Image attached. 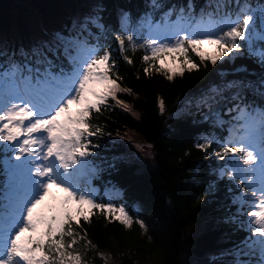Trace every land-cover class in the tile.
<instances>
[{"label":"snow or ice","instance_id":"snow-or-ice-1","mask_svg":"<svg viewBox=\"0 0 264 264\" xmlns=\"http://www.w3.org/2000/svg\"><path fill=\"white\" fill-rule=\"evenodd\" d=\"M149 6L153 11L145 12L134 25L130 13L120 11V29L113 34L127 63L132 60L126 55L125 32L130 33L126 39L132 52L151 50V55L143 56L146 63L175 51L192 71L198 65L188 56L191 49L201 62L210 60L213 65L222 57L230 61L247 57L258 65V71L247 65L234 68V74L241 75L230 80L221 72L220 82L197 98L195 112L189 102L174 116H193L213 127L228 125L227 138L202 133L195 144L206 155L221 160L227 157L223 166L210 170L209 175L216 178L209 180L206 192L218 190L225 176L230 182L239 181L228 188L237 212L224 222L237 225L238 230L247 227L248 232L234 247L213 257L214 264H264V2L205 0L197 12L193 0H188L185 6L168 7L159 20L154 19L155 11L167 5L163 0H151ZM104 11L105 5L96 2L87 11L67 14L59 24L37 18L32 23L39 32L26 40L16 33H0V142H4L0 152L5 157L0 163L6 177L0 182V264H89L85 257L97 246L86 232L81 235L74 229V224L79 228L80 217L89 221L92 210L97 209L105 215L119 213L115 219L126 227L133 223L123 204L114 206L121 189L115 185L106 188L103 199L107 202L98 203L101 198L96 189L80 183L86 172L98 171L89 138L102 135L103 128L90 123L91 112L99 113V106L106 105L109 97L132 112L129 104L117 98V93L131 95L132 90L121 87L117 83L121 78L112 71L116 62L110 56L112 49L104 43L112 29L104 22ZM145 33L148 38L138 43ZM205 41L217 45L216 55L208 57L200 50L198 46ZM162 70L163 65L156 69ZM143 71L148 74L149 68ZM169 72L165 75L172 81L176 73ZM179 73L183 76V68ZM72 105H76L74 112ZM158 107L161 114L166 111L163 99L158 98ZM225 107L229 114L235 113L230 120L223 118ZM135 147L146 159L154 155L152 144L136 142ZM13 152L14 157L9 155ZM134 159L144 163L135 154L121 153L112 156V163L106 166L116 171L118 163L129 164ZM52 185L66 195L56 205L38 207ZM73 203L79 205L75 215ZM135 222L147 231L143 220ZM79 240L84 241L82 250L74 247ZM95 254L105 264L111 259V253Z\"/></svg>","mask_w":264,"mask_h":264},{"label":"trees","instance_id":"trees-1","mask_svg":"<svg viewBox=\"0 0 264 264\" xmlns=\"http://www.w3.org/2000/svg\"><path fill=\"white\" fill-rule=\"evenodd\" d=\"M96 2L105 5L102 13L104 22L109 23L107 25L112 29V33L104 41L112 49L110 56L116 62L112 71L121 78L117 81L121 87L132 90L131 95L117 93V98L129 104L132 112L137 115L133 116L132 112L116 105L111 97L107 99L106 105L99 106V113L91 112L90 123L101 126L103 134L89 138V151L98 171L86 174L89 181L101 189H111L112 185L121 189L120 196H116L113 201L128 209L133 223L130 228L126 227L100 210L93 209L89 221L80 217L79 228L75 224L73 227L81 235L86 232L87 238L97 246L95 250L88 252L92 258L99 259L95 264L103 263V259L95 254L97 251L111 253L108 264H147L150 259L154 264H184L185 261L207 264L200 258L234 247L236 242L248 235L247 227L238 230L237 225L224 222L237 212L238 206L232 204V193L228 188L239 183L230 182L225 176L220 181L218 190L206 192L209 180L216 178L209 175L210 170L219 168L222 162L218 156L206 155L195 144L202 133L214 132L220 137L219 129L208 122L199 123L193 116L175 118L174 114L182 99L217 83L221 72H233L240 65H247L250 70L258 71V65L247 57H237L235 61L223 57L213 65L210 60L201 62L189 49L188 56L198 68L183 70V76L176 73L173 80L169 81L165 71H156L157 59L147 63L143 60V56L150 55L148 50L137 48L135 52L131 51L126 39L130 33L125 32L123 35L125 47L128 48L126 55L132 60L131 64L123 59L119 46L115 43L113 33H118L120 29L118 16L121 9H137L142 16L145 12L153 11L149 6L151 0H28L30 6H39L45 11H51L50 6H54V17L60 11L72 12L74 4L90 6ZM163 2L167 7L155 11V20H159L168 7L185 6L188 0ZM204 2L205 0H193L197 12ZM259 2L264 0H252L253 4ZM18 7H0V33L21 35L14 16L8 19V16L3 15L5 11L16 10L14 13H18ZM61 7L64 8L60 9ZM54 17L50 18L52 23H56L52 20ZM138 19L139 17H135L131 20L133 25ZM12 23L15 26L10 25ZM144 40L145 34L139 36L138 43L142 44ZM153 64L155 67H152ZM145 67L149 68L148 74L143 71ZM226 79L232 78L227 76ZM158 98L165 103L166 111L163 114L159 111ZM127 130L153 145L154 162L140 168L135 161L129 164L118 163L117 170L113 171L106 165L112 163V156L120 155L124 150L121 142L118 144L115 140L123 138ZM80 181H84V175L80 177ZM109 181L112 183L109 184ZM236 191L238 193L240 190ZM132 203L139 206L140 210L133 211L130 208ZM136 218L143 220L147 231L140 228L135 222ZM241 219L246 220L247 217L241 216ZM83 245L84 241L79 240L74 247L80 249Z\"/></svg>","mask_w":264,"mask_h":264},{"label":"rangeland","instance_id":"rangeland-1","mask_svg":"<svg viewBox=\"0 0 264 264\" xmlns=\"http://www.w3.org/2000/svg\"><path fill=\"white\" fill-rule=\"evenodd\" d=\"M24 0H15L14 1V5H19L20 7L22 6ZM1 8H5L3 6L0 5ZM64 7H61L60 9H63ZM89 8V6H82V5H75L72 7V12H80V11H87ZM50 10L51 11H45V9L39 7V6H35V7H30V9L28 10H18V13H14L16 10L14 11H8L6 13V11L3 13L4 16H8V19H12V17L14 16V21L17 23V27H19V32L21 33V35L26 39L30 38L33 35H37L39 32L38 27L32 23L35 19L37 18H43L47 21H49L50 23H52L50 21L51 17H54V14L56 13V8L53 6H50ZM71 13V12H69ZM69 13H63V11H60L59 13L57 12V16L54 17V20L57 24V22H62L66 19L67 14ZM2 14V13H0ZM46 14V15H44ZM9 21V20H8ZM54 23V22H53ZM10 25H14V23L10 24ZM15 26V25H14ZM213 46H216V44H212L209 43L207 41H205L203 44L199 45L198 47L200 48V50L204 53V54H208V56H213L216 55V51H213ZM183 57L179 56V54L175 51L172 52H168L163 54V59H158L157 60V68H159L161 65H163V72L167 71V70H171V72H169V74H171L172 72H177L179 69L181 68H186L188 69V65L187 64H183ZM201 94V93H200ZM189 102L191 103H195V101L190 98V97H186L184 99H182L180 101V103H182L179 107V111L181 109H183L185 107L186 104H188ZM127 134H130L133 137V140H129L128 145H127V149L128 151H131L133 153H135V157L138 158L140 161H144V163H137V166L140 167H144L148 164H151L152 162H154V155L152 156L151 159H146L143 155H141L139 153V151L137 150V148L135 147V143L136 142H143L145 144H150L149 142H145L142 138L137 137L135 134H133V132L131 131H126ZM126 135V134H125ZM127 136V135H126ZM128 137V136H127ZM151 151L153 152V150L151 149ZM135 160V159H134ZM6 179V177H5ZM50 192L48 193V195L45 197V201L49 200L50 198ZM66 195V193L64 194V196ZM64 196H60L59 198H57L55 205L58 204L60 202V200L64 197ZM42 206V205H41ZM40 206V207H41ZM39 207V206H38ZM72 209H73V214L75 215V208H73V205H71ZM130 208L135 211V210H140L139 206L135 205L134 203H132L130 205ZM119 213H114L112 214V216H116ZM82 250V248H81ZM88 258H90L89 264H95L98 263L99 259L98 258H92L91 256H87ZM92 261V262H90ZM105 261L103 260L104 264ZM147 264H154L152 262V260L150 259L149 262Z\"/></svg>","mask_w":264,"mask_h":264},{"label":"water","instance_id":"water-1","mask_svg":"<svg viewBox=\"0 0 264 264\" xmlns=\"http://www.w3.org/2000/svg\"><path fill=\"white\" fill-rule=\"evenodd\" d=\"M14 1L15 0H0V5L3 7H8V6H11L14 3ZM27 3H28V0H24L22 3V6H25ZM28 9H30V7L27 9L25 8L24 10H28Z\"/></svg>","mask_w":264,"mask_h":264},{"label":"bare ground","instance_id":"bare-ground-1","mask_svg":"<svg viewBox=\"0 0 264 264\" xmlns=\"http://www.w3.org/2000/svg\"><path fill=\"white\" fill-rule=\"evenodd\" d=\"M107 21H109V20H107ZM110 22V21H109ZM60 23V22H59ZM106 23V22H105ZM111 23V22H110ZM107 24H109V23H107Z\"/></svg>","mask_w":264,"mask_h":264}]
</instances>
